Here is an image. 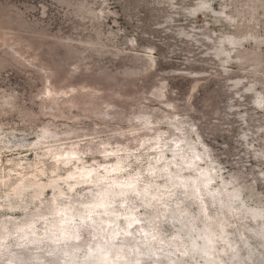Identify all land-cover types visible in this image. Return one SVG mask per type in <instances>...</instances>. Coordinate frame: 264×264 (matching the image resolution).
Here are the masks:
<instances>
[{"label":"rangeland","instance_id":"rangeland-1","mask_svg":"<svg viewBox=\"0 0 264 264\" xmlns=\"http://www.w3.org/2000/svg\"><path fill=\"white\" fill-rule=\"evenodd\" d=\"M0 264H264V0H0Z\"/></svg>","mask_w":264,"mask_h":264},{"label":"bare ground","instance_id":"bare-ground-1","mask_svg":"<svg viewBox=\"0 0 264 264\" xmlns=\"http://www.w3.org/2000/svg\"><path fill=\"white\" fill-rule=\"evenodd\" d=\"M176 139V138H175ZM185 147V146H184ZM188 147V146H187ZM157 148H158V146H157ZM185 150V149H184ZM189 152V151H188ZM183 152H181V154H182ZM179 154V153H178ZM181 156V155H180ZM159 157V156H158ZM119 168V167H118ZM115 169V168H114ZM108 171H109V169H108ZM212 175V174H211ZM205 180H206V178L204 179V182H205ZM118 181V180H117ZM116 181V182H117ZM53 182V186H55L56 185V180H54V181H52ZM200 182H202V181H200ZM134 183H137V182H135V179H132V180H127V181H125L124 180V182H121V183H119V184H117V187H115V189H114V191H111L112 192V194H115V195H123V194H125L126 193V191H127V188L130 186V185H132V184H134ZM111 184V183H110ZM173 184H176V182H173L172 183V185ZM202 184H203V182H202ZM211 184V183H210ZM113 188V187H112ZM207 188V187H206ZM108 189L109 190H111V185L108 187Z\"/></svg>","mask_w":264,"mask_h":264}]
</instances>
